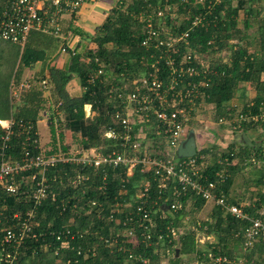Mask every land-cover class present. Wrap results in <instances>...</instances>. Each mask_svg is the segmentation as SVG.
<instances>
[{
    "label": "trees",
    "instance_id": "obj_1",
    "mask_svg": "<svg viewBox=\"0 0 264 264\" xmlns=\"http://www.w3.org/2000/svg\"><path fill=\"white\" fill-rule=\"evenodd\" d=\"M263 1L198 0L196 4V0H130L129 3L121 0L100 29L90 38L96 49L90 50L89 47H86L84 54L72 57L65 69L53 68L51 70L56 89V93H53L54 106L60 102L62 104L65 113V129L71 131L75 137L81 136L80 143L84 147L104 145L109 151L113 145L104 139V134L111 128L118 127L110 116L116 108L111 94L116 96L121 87L139 75L138 65L140 62L156 61L161 65H167L172 58L178 64L190 54L194 57L208 52L213 56L222 50L231 52L229 64L214 63L209 67L212 75L208 76V84L200 87L201 93L206 95V102L215 107L218 116H223L230 112L226 108L234 99L241 85L244 88L246 84L250 83L256 89L257 96L251 107L246 105L239 111L241 115H260L264 110V81L261 80L264 73V6L261 7L259 4ZM158 6L166 14L170 13L166 10L169 7H178L179 13L182 15V18L176 20L177 25L174 26L167 19L166 23L172 26L170 34L173 37L180 38L188 33L187 39L177 43L172 52L168 51L167 47L154 48L153 45L156 44V41L151 42L149 46L143 45L142 32L146 23L138 21L137 17L142 12L149 14L156 11ZM240 14L249 17L246 21H241V19L238 20ZM260 16L262 17L260 18ZM256 18L260 19L257 30L260 32L252 38V43L249 44L246 33L251 29L254 24L253 20ZM196 21L199 24L193 27ZM155 29L160 30L161 27L156 26ZM31 33L35 37L28 38L24 49H21L18 44L5 41L12 46L5 44L0 46V120L13 119L15 121L13 128L15 129L23 122L37 123L40 112L47 107L42 90L39 88L40 84L31 85L29 90L22 95L20 101L14 104L12 102L11 84L14 81L20 83L26 69L33 68L37 62L46 58V50L43 48L45 46L43 43L46 41L45 36L39 34L37 30H32ZM244 33L246 35L242 36ZM167 37L168 35L161 34L158 40L167 41ZM234 40H238V42L233 43ZM251 45L257 46V51L251 52L249 50ZM147 49H156L158 52H154L156 56H152ZM70 54L72 56V53ZM197 61L195 60L196 64H198ZM162 77L164 81L168 78V73L165 70H162ZM74 78L80 80L83 89V93L79 97H71L67 92V87ZM43 79L37 78L36 81L40 80L42 84ZM200 80L202 78H186L184 85L179 83L175 92L191 88L189 84L199 85ZM88 104L92 105L96 112L93 118L86 117L84 108ZM50 120L54 144H50L52 146L50 149L41 148L40 152L46 156L58 152L59 147L56 143L55 129V124L58 123H55L54 117ZM248 123H244L243 126L245 134L249 130L255 131L264 126L262 124L253 126ZM34 126L37 128V125L34 124ZM60 130H62L61 127ZM4 133L0 126V153L1 139ZM21 140L22 135L17 132L13 134L9 143L10 148L7 151L9 155H12V158L18 156ZM240 142L241 144H236L231 148V150L237 148L240 157L256 147L254 142L253 147L245 145L242 140ZM62 148L64 152H67V147L62 146ZM208 151L204 149L201 153H208ZM232 153L233 151L225 152V156L232 160ZM69 167L58 166L46 172L49 198L44 200L36 210H33L34 216L30 219L36 239H27L24 245L18 248V258L13 261V264H139L137 260L129 259L130 253L134 258L142 256L149 260V264H214L210 262V254L216 257L227 256L230 259L244 258L245 263L243 264H264V241L257 242L252 248H249V251L245 252L242 239L238 238L237 234L244 230L246 224L237 221L219 208L214 209L210 219L203 223L206 234L214 235L216 242L212 245L207 244L205 247H199L195 231H185V228L182 227V220L186 214L195 215L204 208L205 200L194 196L183 199L181 202L184 208L175 215L168 214L166 220H158L156 215L155 220L158 228L153 234L155 239L160 233L164 235L165 242L161 247L143 244L139 234L140 240L136 245L131 243L113 244V239L118 237L120 228L108 220L111 214L108 207L114 208L110 206L115 203L114 199L120 189L118 178L120 175L112 173V176L109 177L111 187L106 196L94 191V186H98V184L91 182V189H85V194L82 195L78 188L84 186L75 187L78 185L74 184L73 171ZM41 172L42 170L32 169L16 177L17 183L21 187L16 195H7L6 199L4 198L7 207L6 221L13 222L15 213H19L24 218L25 213L35 207L32 198L37 190L36 184L40 180ZM239 173L237 167L231 169V176L228 177L224 186V191L227 194L225 196L228 198H232L230 195ZM34 176L37 179L33 180ZM148 180L151 189L145 208L151 213L161 209L164 200L170 196L171 189L168 193L162 191L160 194L159 182L155 181L152 176H142L139 172L134 174L131 181L125 179L124 186L127 195L120 199L121 204H127L133 199L137 201L134 196L140 190V184L142 181ZM245 184H247V192L242 195L243 200L257 196L264 202L263 178L255 181L248 180ZM121 185H123L122 181ZM54 198L57 199L56 202L53 201ZM92 201H97L101 205L99 211L89 206ZM136 204L134 202L131 209H123L124 214L122 216L118 214L121 217L117 215V218L122 219L128 215ZM61 205L66 206L64 211L59 208ZM97 211L101 217H98ZM14 222H18V220L14 219ZM4 223L0 220V228L5 225ZM169 225L181 229L182 233L177 239L168 235L167 227ZM61 231H70L74 235L69 249H64L62 242L53 235V233ZM78 232L80 234H77ZM106 240H112V242L107 243ZM155 242L156 240L153 243ZM122 245L125 246V249ZM77 247L82 248L80 254L73 249ZM177 250L180 251L178 256ZM238 250L239 253H237ZM191 256L194 259L193 262L189 260ZM2 264L6 263L2 262Z\"/></svg>",
    "mask_w": 264,
    "mask_h": 264
},
{
    "label": "built area",
    "instance_id": "obj_2",
    "mask_svg": "<svg viewBox=\"0 0 264 264\" xmlns=\"http://www.w3.org/2000/svg\"><path fill=\"white\" fill-rule=\"evenodd\" d=\"M85 2L86 0H1L0 36L6 41L20 46L25 44L28 34L32 30L59 36L61 30L56 22L59 17L79 11ZM198 24L199 22L196 21L193 27ZM144 29L147 34V38L143 42L144 46H149L152 41H156L157 47H167L171 52L177 43L188 37V33H186L180 38H175L164 30H156L151 24L145 26ZM161 34L168 35V40L159 41L158 38ZM68 42L66 39V43L61 44L63 54H68L69 50L73 49ZM73 55H75L74 52ZM195 60L199 61L197 62L200 64L201 70L195 66ZM167 66L171 68V81L167 86H165L166 81L160 76V71L157 70L158 74L152 73L120 88V93L123 90L128 92L124 93V91L123 96L119 98H122L123 108L113 113V122L120 127V132L113 129L118 127H113L105 136L109 140L117 141L121 151L103 153L98 149L85 151L75 146L69 147L67 152L58 148V152L46 156L40 152L41 146L39 140L35 138L32 125L21 123L19 125L22 135L20 152L18 156L16 155L17 157L12 158V155H9L7 151L10 148L9 143L13 136L14 123L12 121L4 124L0 122L5 130L1 139L0 153V220L5 222V225L0 228V264L2 262L13 264V261L18 258V248L24 245L27 239H36L30 219L34 216L33 210H36L44 200L49 198L46 172L58 166H70L75 169L74 184L78 185L75 187L84 186L78 188L82 195L85 194V189L92 187L88 175L90 170L98 172L102 176L101 184L94 186V191L103 194V196H106L108 192V169L119 171L123 184L119 191L121 196L127 193L124 186L125 179H131L136 172L142 176H152L155 181H158L160 194L162 191L168 193L171 189L170 196L164 200L161 209L153 213L145 208L151 189L149 180L144 182L138 191L136 206L122 219L117 218V215H123V209L128 206L117 203L111 209V214L108 217L109 221L114 222L120 228L118 237L113 239V244L131 243L136 245L140 240L139 234L143 244L161 247L165 242L164 235L160 233L155 239L153 234L158 228L155 220L156 215L158 220H166L168 214L175 215L184 208L181 201L190 196L202 198L206 202H213L222 211L246 224L244 230L237 234V237L242 239L245 252L249 251V248H252L257 242L264 241V203L261 201L263 205L253 216L246 211L248 206L228 202L222 191V186L227 182L230 169L233 167L246 170L261 168L264 171V141L258 143L255 149L247 152L243 157L238 156L237 150L234 149L231 154L232 160L228 157L219 159L218 168L213 172L208 171L212 167L210 162L213 158L209 153L200 151L191 158H176L179 146L188 136V125L196 120L197 110L194 100L201 93L200 87L207 85L204 79L208 75V67L199 56L192 57L191 54L184 57L183 62L178 64L171 58ZM186 78H202V80L199 85L189 84L191 88H184L176 93L177 85L179 83L184 85ZM43 85L48 87L46 80L43 81ZM170 92H175L172 96L173 99L175 98L173 102H169L167 98ZM91 110L92 106H89V113ZM260 117L259 115H241L240 120L254 122L258 121ZM150 125H153L152 132L148 129ZM132 129L136 131L134 136L131 134ZM150 133L153 134L152 137H148ZM32 169L42 170L40 180L36 184L37 190L32 198L35 207L26 212L24 218L19 213H15L13 222L6 221V196L18 193L21 186L17 183L16 177ZM35 179H37L36 176L33 177V180ZM53 201L56 202L57 199L54 198ZM89 206L98 211L101 208L97 201H92ZM65 207V205H61L59 208L64 211ZM14 219L18 222H14ZM167 230L168 235L175 239L182 233L181 229L170 225ZM53 235L62 242L64 249L71 247L74 235L70 231H61L53 233ZM155 240L156 242L153 243ZM110 241L112 242V240ZM110 241L106 240L107 243ZM73 249L78 254L82 251L81 247ZM209 257L210 262L214 264L245 263V259L239 257L230 259L227 256L216 257L211 254ZM129 259L137 260L139 264H149L150 262L142 256L134 258L131 253Z\"/></svg>",
    "mask_w": 264,
    "mask_h": 264
},
{
    "label": "crops",
    "instance_id": "obj_3",
    "mask_svg": "<svg viewBox=\"0 0 264 264\" xmlns=\"http://www.w3.org/2000/svg\"><path fill=\"white\" fill-rule=\"evenodd\" d=\"M120 1L121 0H86L85 4L81 7V9L79 11H77L75 13H67V14L63 15L62 17H59V19L56 21L60 30H61V33L59 36H56L53 33H44L43 31L37 30V32L39 34L44 35L46 38V41H44V43H43V44H45V46L43 48L46 50L45 51L46 52V58L42 61L37 62L33 68L26 69V71L24 72V77L20 81V83H18L17 81H14L11 84V96H12V102L14 104L17 101H20L22 95H24L29 90L31 85L33 86L34 84H38V85L40 84L39 88L42 90V96L46 100L47 107L42 112H40L37 123H24V122L23 123L32 125L33 132L35 134V138L39 140V145L41 146V148L50 149V148H52V146L50 144H52V145L54 144L53 143L54 142L53 134H52L51 127H50V121H51L50 118L54 117L55 123H58V124H55L56 140H57L56 143L59 146L58 148L63 150L62 146L67 147V148L76 146L78 149H83L85 151L96 150V149L101 150L103 153H111L113 151H121L117 141H112V140H109L106 138L105 134L108 131L104 134V139H107L113 145V148H111L109 151H108V149H106V146H104V145L100 146V147L86 148L80 143V141L82 139L81 136L75 137L74 134L71 133V131L65 129V126H64L65 113H64V110L62 108V104L60 102L58 105L54 106L55 105L54 104L55 103L54 102L55 97H53V93H56V89H55V83L52 79V74H51L52 73L51 70L53 68L65 69L69 65L72 57L76 56L77 54H84L86 47H89L90 50L96 49L95 44L90 41V38L93 35H95V33L98 29H100V27L104 24L107 17L110 16L111 11L118 5V3ZM125 1H127L128 3L130 2V0H125ZM197 3H198V0H196V4ZM0 5H1V0H0ZM259 5L261 7H262V5L264 6V1ZM157 8L158 9L156 11H152L149 14L142 12L137 17L139 19L138 21H144L146 23L143 26V32H142L143 36H144L143 41H145V39L147 38V34H146V31L144 28L148 24H151L154 28L156 26L161 27L160 30H164L169 35L173 36L172 34H170V30H171L172 26H170V25H168V23H166L167 19L170 20V23L174 26V25H177L176 20H178L179 18H182L181 17L182 15L179 13L178 7H171V8L169 7V9H166V10L170 11V13H168V14H166L163 11V9H161L160 6H158ZM100 14L102 16H100ZM166 17H167V19H166ZM248 17L249 16H247V15L242 16L240 14L238 20L241 19V21L242 20L246 21V19ZM261 17L262 16H260V18ZM163 20H165V21H163ZM253 22H254V24L252 25V27L248 31V33L245 32L247 34L246 38H248L247 41L249 44L252 43V38L257 36L260 32V31H257L259 28L258 22H260V19L256 18L253 20ZM245 33L242 34V36H245L246 35ZM31 34H32L31 32L28 34L29 37H27L26 42H28V38H32L34 36L33 34L31 36ZM0 39L5 41V42L12 43L10 41L4 40L1 36H0ZM66 39H67V42L68 41L70 42V43L69 42L68 43L72 45L73 49L69 50L68 54L67 53L63 54L61 52V44H63L64 42L66 43ZM87 41L89 43L91 42V44H86ZM26 42L23 46H20V45H18V46L21 49L22 48L24 49L26 46ZM152 42H154V41H152ZM237 42H238V40H234V43H237ZM12 44H15V43H12ZM153 47L158 49L156 44L153 45ZM235 47H236L235 49H237V46H235ZM156 49H152V50L147 49V50H148V52H150V55L156 56V55H154V52H158ZM249 50L251 52H254L255 50L257 51V46L254 47L251 45L249 47ZM71 52H72V56L70 54ZM73 52L75 53V55H73ZM228 54L230 55L231 52L229 53V52H225V50H222L221 52H218L217 54H215L213 56L211 53H208V52H206V53L203 52L201 55H198L200 57V59L202 61H204L205 66L208 67V75L204 79V81L207 84H208V76L212 75L210 73L209 67L214 63H221V64L228 63L229 64V59L227 57ZM199 65L200 64L198 63L195 66L201 70L202 68ZM157 70H158V72L160 71L161 77H162V70H165L168 73V78L166 80V83L170 84L171 68L168 67L167 65H161L156 61L151 62V63L140 62L138 65L139 75L129 82L132 84L133 82H136L143 77H147L150 74L155 73ZM27 71H29L30 75L27 73ZM158 72H156V73L158 74ZM37 78L38 79L44 78L43 81H45V80L48 81L47 82L48 87L46 88L43 85V82L41 84L40 80L36 81ZM77 80L80 83V80L78 78H74V80H72L67 87V92L69 93V95L71 97H79L78 95L74 94L75 89H74V87H72L73 82L77 81ZM261 80L264 81V73L261 76ZM79 85L81 86V83ZM81 88H82V86H81ZM82 92H83V89H82ZM123 92L128 93L126 90H123ZM123 92H121V93L119 92V94H116V96H113V94H111V99H112L113 103H115V105H116V108L114 109L113 113H115L118 109L123 108V104H122L123 102L121 100L122 98L119 99L120 97L123 96ZM174 94H175V92H170L168 94L167 98H168L169 102H173L175 100V98L173 99V97H172ZM256 96H257V91L254 88L253 84H250V83L246 84L244 88H243V85H241V88L238 90V92H236L234 99L229 103V105L226 108L228 111L230 110V112L223 115V116H218V114L216 113L215 107L206 102L205 93L199 94L197 96V98L194 100L196 103V110H197L195 113L196 120L194 122H192L190 125H188L189 133H188V136L186 137V139L184 141H186L189 137V134L191 132H193L195 135V138H196L197 151L202 152L204 149L209 150L208 153L213 158L211 159V162H210V166H212V167H210V169L208 171H212V170L215 171L218 168L219 159H223V158L227 157V156H225V152L228 153V152L233 151L235 149L234 148L231 150V148H233V146L238 143V141L235 137V133L239 134L240 140H242V136H243V134H245L244 130H243L244 123L247 124L249 121H241L240 120L241 113L239 110H241V108L245 107L246 105H248V107L250 105V107H251L253 105L252 102L256 98ZM123 100H124V98H123ZM89 106H92V105H90V104L85 105L84 111L86 112V117L93 118L96 115V112H94V110L92 108V110L89 113ZM86 107H88V109H86ZM113 113L110 114L112 120H114ZM262 115H264V110L259 115L261 117L259 118L258 121H254L253 123H248V124H253V126L258 125V124L264 125V116L262 117ZM221 120H223V121L221 122ZM8 121H12L15 124V121L13 119L0 120V122L2 124L6 123ZM41 123H45V126L48 130V137L46 139L44 138L45 136H42V133L40 130V124ZM34 124L37 125V128H35ZM0 126H1V124H0ZM59 126L62 128V130H60ZM13 127H14V125H13ZM13 127H12L13 134L17 132L19 135H21L19 127L17 129H15ZM152 127H153V125H150L148 127L150 132H152ZM1 128H2V126H1ZM133 128L136 129V127H133ZM113 129H116L117 131L120 132V127L113 128ZM135 129H132L133 131L131 134L133 136L136 134ZM215 130H216V133H215ZM4 132H5V130H4ZM254 134H257V135H254ZM152 135L153 134L150 133V134H148V137H152ZM247 136L251 139L252 143L253 142L256 143L255 146H258V143L264 141V126L258 128L255 131L249 130V132L247 133ZM20 146H21V142L19 143L18 153L20 152ZM176 158H178V150H177ZM183 159H186V158H183ZM67 167H69V166H67ZM69 168L71 169V171H73L72 176H74L75 172H76L75 169L72 167H69ZM231 169H230V174H231ZM238 171H240L241 173L246 172V173H244V176L246 177V181H248V180L255 181V180H259L261 178H263V180H264V171L261 168H254V169H247V170L237 168V172ZM112 173H117L116 175L119 176L118 170H114V169H108L107 170L108 191H109V188L111 187V185H109V182H110L109 177L112 176ZM88 175L90 176L91 183H95V184L97 183L98 185L101 184L102 176H100V174L98 172H94V171L90 170V171H88ZM118 178H119L120 189H121V178H120V176ZM132 179H133V177L130 179V181ZM144 182H146V181H142L140 186L139 185L138 186L141 188L143 186ZM225 185H226V183L222 186V191H223L224 195H227L224 191ZM138 186H137V188H139ZM237 188H238L237 183L235 182L233 192L230 195V196H232L233 199L230 196H229L230 198H228V196H227L226 199L228 198L227 199L228 202H230L232 204H235L237 201V204H243V205L248 206V208L251 211H248L249 209L247 207H246V211L249 214L255 216L256 212L258 211L260 206L263 205L261 203V200H259L257 198V196L253 197L252 199L247 198L246 200H243L242 199L243 194L238 195L236 192ZM120 189H119V191H120ZM119 191H118V195L114 199L115 203L113 204V206H110L112 208L117 203H121L120 199L127 195V193H126V195L121 196L119 194ZM241 193H243V192H241ZM79 195H81V194H79ZM136 196H137V194L134 197H136ZM81 198H82V196H81ZM233 200H235V201H233ZM259 201H260V203H259ZM134 202H136V201H134V199H133L129 203H127L128 207L125 208L124 210L130 209L131 206L134 204ZM218 208L220 209V207H218L215 203L205 201L204 208L198 213L199 214L206 213V218L209 220L210 217L212 216V214L214 213V209H218ZM108 209H109V211H111L110 210L111 208L108 207ZM97 213L99 215L98 217H101L100 216L101 214L98 211H97ZM104 213H106V212H104Z\"/></svg>",
    "mask_w": 264,
    "mask_h": 264
},
{
    "label": "rangeland",
    "instance_id": "obj_4",
    "mask_svg": "<svg viewBox=\"0 0 264 264\" xmlns=\"http://www.w3.org/2000/svg\"><path fill=\"white\" fill-rule=\"evenodd\" d=\"M100 16H102V15L100 14ZM166 19H167V17H166ZM163 21H165V20H163ZM4 44L5 45H11V44L5 43L4 41H2L0 39V46H2ZM86 44H91V43H89L87 41ZM225 52H228V50H225ZM227 57L229 59V54H228ZM27 73L29 74V71H27ZM79 84L80 83L77 80V81H74L73 85H72V87H74V89H75L74 90V94L78 95V96L82 95V93H83L82 92V88H81V86ZM86 109H88V107H86ZM40 130H41L42 136H45L44 138L46 139L48 137V130H47L46 126H45V123H41L40 124ZM215 133H216V130H215ZM254 135H257V134H254ZM235 137H236V139L238 141L237 145L241 144L239 134L235 133ZM244 173H246V172H244ZM244 173L240 172L239 176H238V179L236 180L237 187H238L237 188L238 191L236 190V192H237L238 195L244 194V193L247 192V184H245L246 183V177L244 176ZM241 192H243V193H241ZM249 198L252 199L251 197H249ZM207 221H208V219L206 218V213H201V214L197 213L195 215L186 214L185 217L182 220V225H183L182 227L185 228V231H192V230L195 231L199 247H205L207 244L208 245L209 244L212 245V244H214L216 242L215 236L214 235H207L205 230H204V228H203V226H204L203 223H205ZM237 253H239V250H238ZM192 256H191V258H189L190 262L194 261Z\"/></svg>",
    "mask_w": 264,
    "mask_h": 264
},
{
    "label": "water",
    "instance_id": "obj_5",
    "mask_svg": "<svg viewBox=\"0 0 264 264\" xmlns=\"http://www.w3.org/2000/svg\"><path fill=\"white\" fill-rule=\"evenodd\" d=\"M242 141L245 145L253 147V143L251 139L247 136V134H243ZM197 143L196 138L193 132L189 134V137L186 141H184L178 149V158H191L197 155ZM180 251L177 250V256Z\"/></svg>",
    "mask_w": 264,
    "mask_h": 264
}]
</instances>
